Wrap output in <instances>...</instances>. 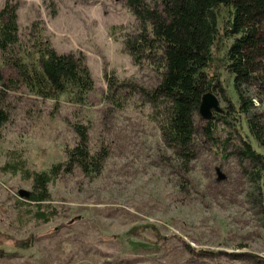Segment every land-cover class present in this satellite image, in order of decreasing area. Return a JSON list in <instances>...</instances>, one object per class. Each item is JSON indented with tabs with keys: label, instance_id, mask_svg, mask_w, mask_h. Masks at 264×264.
<instances>
[{
	"label": "rangeland",
	"instance_id": "1",
	"mask_svg": "<svg viewBox=\"0 0 264 264\" xmlns=\"http://www.w3.org/2000/svg\"><path fill=\"white\" fill-rule=\"evenodd\" d=\"M5 2L16 5L19 41L37 36L57 53L82 55L93 90L82 107L63 97L53 103L9 95L0 168L18 161L39 172L61 162L75 140L73 122L89 126L90 151L104 147L107 157L95 178L73 170L48 184V208L27 200L28 181L0 170V264H264V171L233 152L241 141L254 146L247 119L264 110V97L252 100L255 93L244 89L254 107L239 113L232 78L216 62L212 140L196 114L193 155L183 162L163 144L148 104L122 88L106 90L104 73L114 85L156 83L153 68L134 66L122 51L123 37L135 32L123 0H0V6ZM225 16L221 11L219 21ZM258 153L264 158V150ZM19 241L28 247L16 248Z\"/></svg>",
	"mask_w": 264,
	"mask_h": 264
},
{
	"label": "trees",
	"instance_id": "2",
	"mask_svg": "<svg viewBox=\"0 0 264 264\" xmlns=\"http://www.w3.org/2000/svg\"><path fill=\"white\" fill-rule=\"evenodd\" d=\"M123 2L135 21V32L123 37L122 51L134 66L146 64L153 68L156 83L151 89L114 85L112 77L104 73L106 90L113 93L122 88L129 95L139 96L150 107V118L156 122L166 148L183 162L189 161L200 99L219 89L213 71L216 62L232 78L239 113L245 115L254 107L244 97V89L255 93L252 100L264 97V0ZM16 9L9 2L0 6V143L2 128L9 118V95L22 93L53 103L63 97L69 105L82 107L93 90L82 55L57 53L47 40L37 36L26 43L19 41ZM221 11L226 16L220 22ZM114 30L110 28L111 33ZM69 128L75 140L64 149L61 162L39 172L18 161L6 162L0 168L30 183L27 200L38 208H48L47 186L59 175L77 170L86 178H95L107 157L104 147L90 151L88 125L73 122ZM203 128L212 140V123L207 121ZM247 130L254 146L241 141L233 152L251 168L263 172L264 158L258 150H264V110L247 119ZM36 217L48 220L43 211H37ZM16 246L25 249L28 242L19 241Z\"/></svg>",
	"mask_w": 264,
	"mask_h": 264
},
{
	"label": "water",
	"instance_id": "3",
	"mask_svg": "<svg viewBox=\"0 0 264 264\" xmlns=\"http://www.w3.org/2000/svg\"><path fill=\"white\" fill-rule=\"evenodd\" d=\"M219 112L218 102L211 93H205L200 99L197 114L203 121H208L213 117V113ZM20 197L27 198L28 192L19 191Z\"/></svg>",
	"mask_w": 264,
	"mask_h": 264
}]
</instances>
